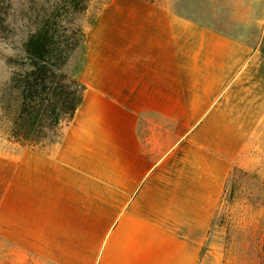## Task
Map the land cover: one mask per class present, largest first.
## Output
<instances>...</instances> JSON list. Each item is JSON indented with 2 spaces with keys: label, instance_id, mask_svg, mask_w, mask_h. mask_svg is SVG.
Here are the masks:
<instances>
[{
  "label": "crops",
  "instance_id": "crops-1",
  "mask_svg": "<svg viewBox=\"0 0 264 264\" xmlns=\"http://www.w3.org/2000/svg\"><path fill=\"white\" fill-rule=\"evenodd\" d=\"M78 76L57 142L0 136V243L34 264H199L264 136V0H108Z\"/></svg>",
  "mask_w": 264,
  "mask_h": 264
},
{
  "label": "rangeland",
  "instance_id": "rangeland-1",
  "mask_svg": "<svg viewBox=\"0 0 264 264\" xmlns=\"http://www.w3.org/2000/svg\"><path fill=\"white\" fill-rule=\"evenodd\" d=\"M30 0H0V136L8 138L18 111V96L9 78L26 38L22 13ZM41 1V0H40ZM108 0H90L82 19L85 31ZM84 49L69 69L77 74ZM51 145L47 143V146ZM11 244L0 243V264H34ZM199 264H264V136L235 161L225 192L213 217Z\"/></svg>",
  "mask_w": 264,
  "mask_h": 264
},
{
  "label": "trees",
  "instance_id": "trees-1",
  "mask_svg": "<svg viewBox=\"0 0 264 264\" xmlns=\"http://www.w3.org/2000/svg\"><path fill=\"white\" fill-rule=\"evenodd\" d=\"M89 1L30 0L23 5L26 38L18 59H11L9 78L19 105L8 139L42 151L60 139L82 103L85 85L69 65L84 49L82 19Z\"/></svg>",
  "mask_w": 264,
  "mask_h": 264
}]
</instances>
